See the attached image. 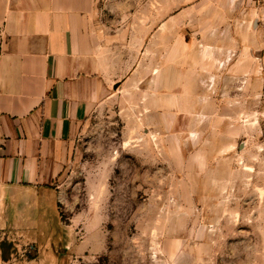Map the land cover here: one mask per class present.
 Segmentation results:
<instances>
[{"label":"rangeland","instance_id":"obj_1","mask_svg":"<svg viewBox=\"0 0 264 264\" xmlns=\"http://www.w3.org/2000/svg\"><path fill=\"white\" fill-rule=\"evenodd\" d=\"M97 23L128 76L0 264H264V0H100Z\"/></svg>","mask_w":264,"mask_h":264},{"label":"crops","instance_id":"obj_2","mask_svg":"<svg viewBox=\"0 0 264 264\" xmlns=\"http://www.w3.org/2000/svg\"><path fill=\"white\" fill-rule=\"evenodd\" d=\"M99 1L0 0V225L22 193L46 196L79 128L128 76Z\"/></svg>","mask_w":264,"mask_h":264}]
</instances>
